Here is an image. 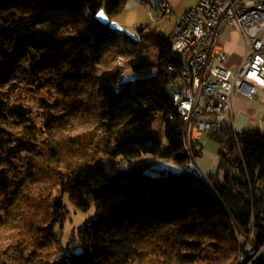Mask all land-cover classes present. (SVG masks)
Listing matches in <instances>:
<instances>
[{
	"label": "trees",
	"instance_id": "16d2710c",
	"mask_svg": "<svg viewBox=\"0 0 264 264\" xmlns=\"http://www.w3.org/2000/svg\"><path fill=\"white\" fill-rule=\"evenodd\" d=\"M128 1L0 0V264H54L59 251L72 264H237L250 235L264 264V131L212 132L230 147L219 172H188L171 34L133 38L97 18ZM126 68L136 79L121 82ZM25 90L43 109L37 131L32 109L8 101ZM158 160L182 170L147 174ZM64 195L96 208L67 246Z\"/></svg>",
	"mask_w": 264,
	"mask_h": 264
},
{
	"label": "built area",
	"instance_id": "2783aa9c",
	"mask_svg": "<svg viewBox=\"0 0 264 264\" xmlns=\"http://www.w3.org/2000/svg\"><path fill=\"white\" fill-rule=\"evenodd\" d=\"M154 1L160 4V13L154 16L151 7L147 9L155 22L175 15L172 0ZM226 29L239 31L246 41L245 55L237 67L229 66L222 44ZM205 36H212V46H204ZM171 43L174 53L184 59L182 76L170 90L178 110L186 116L185 169L203 174L197 161L203 150L202 137L228 129L237 133L236 96L253 100L264 90V0H195L194 6L175 19ZM253 238H247L246 246ZM246 246L242 264H253L255 260L246 259ZM54 264H72V260L63 251L55 256Z\"/></svg>",
	"mask_w": 264,
	"mask_h": 264
},
{
	"label": "rangeland",
	"instance_id": "374dc122",
	"mask_svg": "<svg viewBox=\"0 0 264 264\" xmlns=\"http://www.w3.org/2000/svg\"><path fill=\"white\" fill-rule=\"evenodd\" d=\"M153 5L156 7V1H151ZM183 5L185 6H194L195 0H183ZM189 7V8H190ZM103 12L104 16L101 17L99 14ZM16 15H18L16 13ZM153 15L156 16V9L153 12ZM97 18L102 22H109L111 27L117 31L126 32L130 34L137 35L140 28L144 27H152L157 28L165 34L170 35L173 30V18L165 17L159 22H155L153 20L152 15L150 14L147 6L144 2L140 0H130L127 2L122 10L115 15H109L105 10V7H102L98 13ZM233 29H227L222 35V41L224 42L226 47L236 46L239 42L240 37L244 39L243 34L232 33ZM237 32V31H235ZM239 38V39H238ZM136 79L135 74L131 71V69L126 68L124 74L122 76L121 82L132 81ZM15 97L8 98V101L12 103V101H19L22 104L32 109L31 116V126L37 131L42 128L43 125V109L40 107L39 103L36 101L33 93H29L28 91H17L15 93ZM52 102V101H49ZM34 137H41V139H45L46 136L40 133L33 132ZM99 141L103 143V145L108 146V149L111 148V145L102 139V136H98ZM202 145H203V156L198 159L199 166L203 172V175L208 176L209 174L216 175L219 172V162H220V152L230 151V147L220 144L214 140H212L208 135H204L202 137ZM240 156L239 150H235L229 156L231 162H235ZM231 169V168H230ZM182 170V168L171 160H158L154 165L152 170H149L147 174L159 177L162 174V171H172L178 173ZM221 179L223 178V172L220 175ZM63 202L65 207L70 213L69 219L65 224L64 229L61 231V242L63 246H67L70 240L73 238L75 234H77L82 228H85L88 224H90L94 218L96 217V208L92 206L88 211H82L76 208L75 205L70 201L68 195L63 196ZM247 244V243H246ZM77 251V250H75ZM246 251L252 255L255 251L252 246L249 244L246 246ZM259 251H262L259 250ZM262 253V252H261ZM243 254V253H242ZM241 254V255H242Z\"/></svg>",
	"mask_w": 264,
	"mask_h": 264
},
{
	"label": "crops",
	"instance_id": "0c3cea01",
	"mask_svg": "<svg viewBox=\"0 0 264 264\" xmlns=\"http://www.w3.org/2000/svg\"><path fill=\"white\" fill-rule=\"evenodd\" d=\"M128 2H130V0ZM172 2L175 5L176 11L175 15L172 16L174 26L175 19L177 17H181L190 6L188 7L183 5V0H172ZM235 31L232 33L241 34L239 31ZM127 34L133 38L139 37V33H137V35L130 33ZM222 44L229 55V66L237 67L242 62L246 52L245 39H243L241 36L236 46L232 45L231 47H226L223 41ZM235 108L234 130L237 133H242L250 129H259L264 131V90L258 91L256 97L253 100H250L242 95H237L235 98ZM203 151L204 150H202V153L198 159L203 156Z\"/></svg>",
	"mask_w": 264,
	"mask_h": 264
},
{
	"label": "bare ground",
	"instance_id": "6f19581e",
	"mask_svg": "<svg viewBox=\"0 0 264 264\" xmlns=\"http://www.w3.org/2000/svg\"><path fill=\"white\" fill-rule=\"evenodd\" d=\"M152 0H145V5L147 7H151L152 11L154 12V10L156 9L157 13H160V4L158 2H156V7L153 5V3L151 2ZM204 46H212V36H205L204 37ZM170 91V96L172 99V103H173V107L175 108L178 116L182 119V121L184 122V135H183V151L182 153H186L187 151V140H186V116L184 115V113L180 112L178 110V104L176 103V96L175 93L171 90ZM190 173H193L199 177L204 178L205 180H207V177L201 173H198V171H188ZM61 253H63V251H59L56 255H60ZM261 255V251H255L252 255H250L248 252H246V259L247 260H256L259 256ZM237 264H242V259L241 256L238 259Z\"/></svg>",
	"mask_w": 264,
	"mask_h": 264
},
{
	"label": "snow or ice",
	"instance_id": "6c2138e0",
	"mask_svg": "<svg viewBox=\"0 0 264 264\" xmlns=\"http://www.w3.org/2000/svg\"><path fill=\"white\" fill-rule=\"evenodd\" d=\"M99 15H100L101 17H103V16H104L103 12H101Z\"/></svg>",
	"mask_w": 264,
	"mask_h": 264
}]
</instances>
